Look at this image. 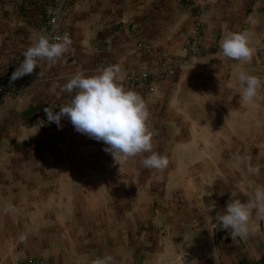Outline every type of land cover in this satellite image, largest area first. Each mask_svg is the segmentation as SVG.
<instances>
[{"label":"crops","instance_id":"0c3cea01","mask_svg":"<svg viewBox=\"0 0 264 264\" xmlns=\"http://www.w3.org/2000/svg\"><path fill=\"white\" fill-rule=\"evenodd\" d=\"M181 2L183 0H76L74 11L61 23L70 33L69 51L55 64L40 60L36 67L39 76L0 103V150L19 149L20 137L35 132L29 126L43 107L64 100L68 93L61 92L62 86L76 73L86 74L95 56H105L109 65H118L119 77L122 68L135 65L128 46L137 30L146 31L147 36L156 34L157 39L152 37L148 41L156 51L185 56L173 75L180 117L193 118L199 109V114L207 118L205 129L201 127L200 131L218 133L223 123L224 132L228 133H264V87L252 103L246 104L238 94V82L234 81L237 70L251 74L250 69L259 68L257 53L264 51V0H189L191 7L200 12L197 19L201 23V53L196 58H191L190 51L183 48L190 38L192 17ZM41 12L39 0H0V74L37 37ZM121 22L127 25L126 30L120 25L117 27ZM241 31L252 34V62L220 58L219 44L223 36ZM126 35L129 36L128 46L121 44L122 40L118 44V37L123 39ZM104 38L109 44L102 46ZM255 76L264 84L261 69ZM169 79L166 77L164 83H169ZM209 116H219L222 120L219 125L209 124ZM183 131L194 133L197 128H183ZM19 162L20 158L13 156L0 158V213L3 214L0 217V264H16L28 255L47 258L52 264H94L97 259L112 255V251L117 252L115 264H137L138 245L134 237L130 238L128 247L130 251L132 246V257L129 255L127 260L120 244L110 249V254L95 242H89L84 248L72 247L69 214L74 204L86 207L87 200H76L77 192L57 190L55 184L40 188L37 182L50 181V175H21ZM5 170L7 172H2ZM7 205H12L16 211L6 213ZM81 219L82 216L76 218ZM143 227L142 236L152 235L151 226ZM252 227L254 231L246 239H233L227 230L212 225L211 240L204 251L192 249L185 263L174 259L170 264H261L264 261V220L253 217ZM21 235L26 237L23 242ZM17 244L22 247L21 252H12ZM141 244L154 246L161 252L171 246V240L165 237L144 242L143 238ZM38 245L48 247L33 248Z\"/></svg>","mask_w":264,"mask_h":264},{"label":"rangeland","instance_id":"374dc122","mask_svg":"<svg viewBox=\"0 0 264 264\" xmlns=\"http://www.w3.org/2000/svg\"><path fill=\"white\" fill-rule=\"evenodd\" d=\"M45 2L39 0L42 16ZM181 6L192 17L190 38L186 39L183 48L190 51L191 58H196L201 53L200 38L199 51L194 53L191 50L192 29L200 12L191 7L189 0H183ZM116 25L124 30L127 28L122 22ZM152 37L157 39L155 33L147 36L146 31L137 30L130 37L134 39L130 46L128 35L123 39L118 37V44L122 40L121 44L130 48L131 56L136 60L135 65L122 68L119 82L144 99L149 111L148 129L153 136L154 151L169 159L166 170L144 168L141 156L116 162L110 153L104 151L102 141L77 132L66 118H61L62 128L48 123L44 109L59 111L61 106L70 102L75 92L67 94L60 102L43 107L29 126L35 132L20 137L19 149L0 150V158L2 155L20 158L21 175H50V181L37 182L40 188L55 184L57 190L77 192L79 197L75 196L76 200H87L86 207L74 204L69 214L72 247L84 248L89 242H95L102 251L107 250L110 254V249L120 244L127 260L129 255L132 257V246L130 251L128 247L130 238L134 237L138 245L137 264H170L174 259L185 263L190 257L188 252L192 249L204 251L211 240V226L217 222L215 213L207 212V207L215 203L216 211L223 213L229 192L238 190L240 198L246 199L253 187L264 185V133H228L224 132L223 123L222 131L218 133L200 131L201 127L205 129L207 118L199 114V109L193 118L180 117L176 77L173 75L185 56L156 51L148 42ZM107 40L104 38L100 44H109ZM257 61L259 68L250 69L251 75L259 73L260 69L264 72V51L257 53ZM107 66L110 65L105 56H95L85 75L99 74ZM239 72L237 70L234 81L238 82ZM166 77L171 78L167 84L164 83ZM221 120L219 116H209L208 123L219 125ZM193 127L197 128L194 133L183 131V128ZM245 157L254 166H259L258 176L247 173ZM2 215L0 213V217ZM79 216L82 219L76 220ZM145 225L153 228L148 237L142 236ZM165 237L171 240V246L165 251L159 252L154 246L141 244L143 238L147 242ZM40 247L48 245L33 248ZM21 250L17 244L12 252ZM116 253L112 251L115 258ZM28 257L34 256L25 258Z\"/></svg>","mask_w":264,"mask_h":264},{"label":"clouds","instance_id":"9594fccd","mask_svg":"<svg viewBox=\"0 0 264 264\" xmlns=\"http://www.w3.org/2000/svg\"><path fill=\"white\" fill-rule=\"evenodd\" d=\"M251 35L248 31L226 33L219 44L220 58L251 63L254 55ZM71 45L67 33L63 36L40 34L23 53L24 59L12 73L11 81L32 74L40 60L55 64ZM120 71L118 65H110L95 75L76 73L61 88V92H75V95L59 111L45 108L47 121L62 128L61 118H66L77 132L102 141L104 151L110 153L116 162L141 156L144 168L163 172L169 166V159L154 151L153 136L148 129L147 105L136 91L121 86ZM237 78L242 102L252 103L264 84L260 78L245 71H240ZM243 161L249 175H259V166H254L247 157ZM240 196L238 190L229 192L223 213L216 211L215 203L206 208L207 212L215 213L217 227L227 230L233 239H246L254 231L253 217L264 220V185L253 187L246 199ZM4 211L15 212L16 209L7 205ZM25 240L26 237L21 235L20 241ZM94 264H115V257L108 255L97 259Z\"/></svg>","mask_w":264,"mask_h":264},{"label":"built area","instance_id":"2783aa9c","mask_svg":"<svg viewBox=\"0 0 264 264\" xmlns=\"http://www.w3.org/2000/svg\"><path fill=\"white\" fill-rule=\"evenodd\" d=\"M76 0H46L43 7V16L37 25V37L40 34H49L52 36H63L65 33L70 34L69 31L62 27L61 23L68 18L74 11ZM200 22L195 18L194 27L192 29V48L194 53L199 51V33ZM34 40V41H35ZM33 41V42H34ZM32 45V44H31ZM30 45V46H31ZM23 53L11 61L8 69L0 74V103L19 92L23 87L28 85L32 79L39 76V73L34 69L30 75H24L22 78L11 81L12 73L23 61ZM16 264H52L47 258L42 257H28L18 260Z\"/></svg>","mask_w":264,"mask_h":264},{"label":"water","instance_id":"95a60500","mask_svg":"<svg viewBox=\"0 0 264 264\" xmlns=\"http://www.w3.org/2000/svg\"><path fill=\"white\" fill-rule=\"evenodd\" d=\"M261 264H264V261Z\"/></svg>","mask_w":264,"mask_h":264}]
</instances>
